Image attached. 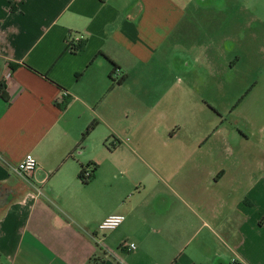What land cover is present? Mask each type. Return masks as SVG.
<instances>
[{
  "label": "crops",
  "instance_id": "obj_1",
  "mask_svg": "<svg viewBox=\"0 0 264 264\" xmlns=\"http://www.w3.org/2000/svg\"><path fill=\"white\" fill-rule=\"evenodd\" d=\"M215 1L0 0V264H264V112L217 108Z\"/></svg>",
  "mask_w": 264,
  "mask_h": 264
},
{
  "label": "rangeland",
  "instance_id": "obj_2",
  "mask_svg": "<svg viewBox=\"0 0 264 264\" xmlns=\"http://www.w3.org/2000/svg\"><path fill=\"white\" fill-rule=\"evenodd\" d=\"M215 2H219L216 10L222 17L220 33L223 39H220L221 44L210 40L205 43L208 47L211 45L209 55L217 60L218 68L222 63L221 78L225 81V88L224 97L219 100L217 108L222 112L225 107L233 109V112L235 110L238 119L236 115L223 113L225 125L232 127L236 124L241 130H247L249 121L245 120V116L253 111L264 112V23L253 21L248 9L231 7L228 3L233 0ZM253 10L262 13L264 5ZM252 33H255V38ZM214 43H217V47L212 51ZM200 59V63H194L193 73L197 72V76L202 77L206 72L200 69L202 58ZM208 108L212 110L208 112L212 115L215 110Z\"/></svg>",
  "mask_w": 264,
  "mask_h": 264
},
{
  "label": "built area",
  "instance_id": "obj_3",
  "mask_svg": "<svg viewBox=\"0 0 264 264\" xmlns=\"http://www.w3.org/2000/svg\"><path fill=\"white\" fill-rule=\"evenodd\" d=\"M77 40L79 38H71L69 37L67 40L70 42V40ZM69 48L71 47V44L68 43ZM10 73H7L6 77L9 78ZM67 93L64 91L62 93V97H66ZM38 168V163L33 155L26 154L22 160L13 168V171L16 175L21 177H28L31 174H33ZM87 177L89 176V171L85 174ZM125 217L120 214H114L109 215L105 219L101 221V223L98 225V230L101 232H107V231H114L117 228L121 226V224L124 222ZM127 246V245H126ZM129 249H134L135 245L133 243L128 245ZM231 264H239L236 261H232Z\"/></svg>",
  "mask_w": 264,
  "mask_h": 264
},
{
  "label": "trees",
  "instance_id": "obj_4",
  "mask_svg": "<svg viewBox=\"0 0 264 264\" xmlns=\"http://www.w3.org/2000/svg\"><path fill=\"white\" fill-rule=\"evenodd\" d=\"M79 41H81L80 39H77V40H70V42L68 41V43L71 44V51L74 53L76 52L77 50H80L81 49V45L79 44ZM0 93L2 94V87L0 86ZM68 104V100H65V102L63 103V105L61 106V108H65L66 105ZM94 127V124H91L86 130L85 132L82 134L81 136V139H80V142H79V145L82 144V142L85 140V138L87 137V135L90 133V131L93 129ZM96 169H93L92 171L89 172V176L87 177L85 174L87 173V170L85 168H82L80 173H79V179L81 180V182L83 184H87L89 183L92 179H93V176H94V172H95Z\"/></svg>",
  "mask_w": 264,
  "mask_h": 264
}]
</instances>
